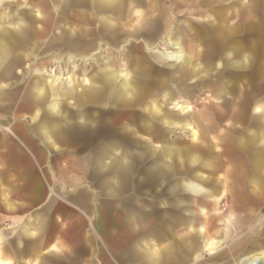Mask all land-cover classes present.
<instances>
[{
    "label": "rangeland",
    "instance_id": "374dc122",
    "mask_svg": "<svg viewBox=\"0 0 264 264\" xmlns=\"http://www.w3.org/2000/svg\"><path fill=\"white\" fill-rule=\"evenodd\" d=\"M62 1L57 0L58 4L55 3V6L51 4L52 7L48 5L52 14L46 27L42 26L43 18L39 17H42L40 13L46 9L47 0L0 2V31L7 27L9 21L20 22L23 27L34 25L29 38H25V32H9L17 47L8 49L21 63L17 68L14 67L13 78L0 80V152L4 150L3 139L5 138L8 143L10 132H13L15 127L20 128V131L23 130L21 139L26 144L21 145L23 164L25 163L23 159L30 158L29 152H32L47 156L38 159V162H52L60 166L57 170V180L40 182L44 189L55 190L56 194L61 195L71 192L73 188H85L96 195L99 223L106 227L115 224L119 231H123L127 227V222H131L133 225L128 226L130 236L133 237H147L151 230H156L163 215L162 206L158 202V188L132 191L129 187L130 182L133 185L141 183L143 171L151 161H161L162 168L178 179L188 178L193 174L209 177L218 186V193L215 194L217 202L209 203L212 215L209 216L206 237L210 236L215 242H222L221 247L215 250L216 254L205 251L199 258L191 255L187 260H175L173 264H234L235 260L244 254L264 252L263 226H260L264 224V160L258 164L259 173L254 174L250 167L252 151L261 152L264 156V0H227L224 7L217 4L206 6L202 3L201 8L190 5L176 8L174 3L177 0H168L166 3L161 1L160 4L169 10L170 25L159 31L153 40L154 44L150 46L149 37L154 32H146L143 36L141 35L143 32L138 30L141 27L144 32L145 28L151 29L152 19L160 12L150 11L148 14L150 18L148 16L143 23L144 26H136L138 17L145 14L147 7L158 6L157 0H138L140 2L138 5L134 3L136 0H90L84 9L76 10L77 15L73 19L81 24L78 28L81 30H77L78 32H67L70 30L67 26L70 21L66 18L69 15L67 13L60 15L61 13L57 12ZM147 3L151 5H146ZM184 3L188 5V2ZM253 4L256 13H252L255 16L260 14V17L251 23L247 19L248 11ZM122 5L128 6L130 13L134 14L132 16L134 25L131 29L124 26V23L129 21L130 13L119 18L118 13L110 10H119L118 7ZM238 11L241 12L243 21L237 23L233 17L223 22L222 25L238 29L228 43L217 44L218 47L212 55V65L206 64V60H200L201 58L196 56L198 52L199 56L203 53L200 42L208 40L207 47L210 49L216 47L211 27L219 22L218 15H229ZM209 14L211 17H208ZM105 21L113 27V32H104L102 35L103 32L99 30ZM204 23L207 25H203ZM250 23L259 30L252 32L249 29ZM43 27L42 32H35V28ZM85 29H89V32H83ZM67 39L72 40V44ZM172 42L177 43L181 49L173 46ZM182 51L188 53L190 57L185 66L178 61L161 62L159 55L154 54L155 52L183 54ZM14 57L13 65L16 66ZM140 61L143 64L139 65ZM198 65L205 67L206 71L203 74H198L192 80H175L174 77L182 68L189 71ZM203 71L204 68L201 72ZM1 72H5L4 67H0ZM108 72H115L117 75L112 83L105 80ZM138 72L145 74L140 75ZM125 73L129 74V79L123 76ZM147 79L152 83L148 92L144 93ZM37 81L47 83V88L53 86L61 95L54 96L49 92L46 97L36 99L34 88ZM92 81L95 82V86ZM86 93L96 95L88 98ZM153 101L157 103L155 110L160 109L162 115L149 116L146 113L148 117H143L145 111H150V104ZM176 101L183 106L181 110L172 105ZM244 102L249 103L248 109L240 114L244 121L236 123L231 120L229 112L239 110L238 107L242 108ZM186 106H191V110ZM253 106L263 109L254 111ZM55 107H58L64 116V120L60 122V130L63 133L60 137L53 138L59 145L60 154L46 142L43 134L36 128L37 122L32 121L39 111L40 117L43 115L54 117L49 109ZM80 110L93 111L98 116L100 113L97 111L101 110L102 115L96 118V125L101 126L100 132L82 133L79 127L80 119L88 125H93L90 123L95 118L92 113H86L85 117L79 119ZM222 113L225 120L221 121L219 115ZM165 114H169L174 123H179L164 124L162 117ZM147 118L149 122L154 123V138L161 139L163 143L155 142L151 150L137 147L132 149L133 152L148 151L152 155L151 159L144 153L141 159L135 160L134 171L137 169L138 171H135L131 181H126L127 187L113 195L102 184L108 181L111 184L115 182L113 176L109 174L110 161L99 166L95 161L86 159L87 155L96 151L90 141H98L104 145L105 142L109 143L116 139L123 147L125 141L129 142L132 139L143 142L141 138L143 133H133L132 130H136L132 127L141 126L142 123L148 124ZM188 123L197 128L196 140H193L192 131L186 129ZM254 126L262 127L256 131L250 130ZM114 127L117 129L115 132ZM20 133L17 132V135H21ZM254 134H259V138L250 141ZM166 140L179 143L171 148L183 149L181 154L162 155ZM104 150L101 149L102 152ZM237 162L245 166L241 185L235 182L234 176L229 175L232 165ZM214 184L205 190L212 192ZM16 187L23 192L29 190V184L24 181H17ZM238 190L243 195H237L235 191ZM183 195L193 201L203 200V196L195 197L189 192H183ZM56 198L58 197L55 195L54 199ZM146 206H150L156 214L149 219L150 222L146 218ZM131 208L137 212H132ZM249 209L259 214L256 220L252 225L242 224V227L235 229L233 222L243 219L245 215L243 211ZM23 211L25 212L22 213V218L28 219L30 206L24 207ZM196 219L197 226H202L205 222V218L200 215ZM229 221H232L233 225H230ZM137 224L142 226L139 227ZM187 233L188 230L185 228L175 229L174 236L178 237L179 241L178 239L173 241L182 245V239ZM252 233L253 236L243 250L235 255L228 252L230 245ZM199 242L201 251H204L203 240ZM164 246L163 242L158 248Z\"/></svg>",
    "mask_w": 264,
    "mask_h": 264
},
{
    "label": "crops",
    "instance_id": "0c3cea01",
    "mask_svg": "<svg viewBox=\"0 0 264 264\" xmlns=\"http://www.w3.org/2000/svg\"><path fill=\"white\" fill-rule=\"evenodd\" d=\"M257 44L259 47V43ZM3 47L14 49L17 46L4 44ZM10 57L12 59V52ZM15 60L17 63L14 67L17 68L21 62L16 58ZM0 63L1 66L6 64L5 60L0 61ZM15 68L13 69L15 70ZM14 70L10 75H5V73L1 72L0 80L13 78ZM178 77L179 75L176 74V78H174L178 79ZM92 83L95 86V82L92 81ZM35 85L36 99L46 97L49 92L54 96L61 95L58 94L57 89L53 86L47 88V83L43 81H37ZM86 94L88 98L95 95V93L92 95ZM62 96L65 97L64 94ZM49 110L54 114V117L47 115L40 117L39 111L32 121L37 122L38 127L36 128L43 134L46 142L52 146L57 154H60L59 145L53 138L55 136L60 137L61 133H63L60 130V122L64 120V116L58 107ZM154 111L162 115L160 109ZM97 112L100 113L99 116L93 111L80 110L79 119L80 117H85L86 113H92L91 115L95 118L90 123L93 125H88L84 123V120L80 119L79 127L82 133L100 132L101 126L96 125V118L102 114L101 110ZM146 113L148 112L145 111L143 117H148ZM148 115L152 116L150 113ZM170 118L169 114L164 115L162 122L164 124L174 123V120ZM143 121L146 122L145 120ZM149 121V118H147L146 123L148 124L142 123L141 126L133 125L132 127L136 130L132 131L133 133H143L141 135L143 142L138 139H132L129 142L125 141L126 144L123 147L116 139L109 141V143L105 142L104 145H101V142L98 141H90L96 151L87 155L86 159L95 161L99 166L110 161L111 169L109 174L113 176L115 182L111 184L108 181L102 184L113 195L127 187L128 183L126 181H131L135 171H138V169L134 171L135 160L141 159L144 153L148 159H151L152 155L148 151L133 152L132 149L137 147L151 150L154 148L155 142H162L161 139L154 138V123ZM261 127L254 126L250 130L256 131ZM187 128L192 131L193 140H196L198 138L197 128L190 126L189 123L186 124ZM116 130V127H114L113 132ZM12 131L10 132L11 137L7 138L8 143L5 138L3 139L4 150L0 152V264H164V262L165 264H173L175 260H187L191 255L199 258L205 251H209L210 254H216L215 250L221 247L222 242H215L209 235V238L206 237L208 232L207 225L210 223L209 216L212 215L209 211V203L217 202V197L214 195L218 193V186L209 177L204 178L201 175L193 174L188 178L178 179L162 168L161 161H151L149 166L143 171L141 183L133 185L130 182L129 187L132 191L144 189L148 191L158 188V202L162 206L163 215L156 230H151L147 237H133L130 236V228L128 226L130 224L133 225L131 222H127L124 232L119 231L115 224L114 226L106 227L99 223V215L96 213L98 206L96 195L85 188H73L71 192L61 195L56 194L55 190L44 189L43 184L40 182L57 180V170L60 166L52 162L40 163L37 160L44 159L47 156L32 152H29L30 158L23 159L25 160L23 164L21 145H26L21 139L23 130L20 131V128L15 127V130ZM17 132H21V135H17ZM258 138L259 134H254L250 141ZM148 139H151L152 143H148ZM178 144L166 140L162 155H165V153L168 156H173L177 153L181 154L183 149L178 146L179 149L173 150L171 148V146ZM101 149L105 150L102 152ZM162 155L161 157H163ZM250 155L252 158L251 170L254 174L259 173L258 164L263 162L264 156L257 151H252ZM244 169L245 166L237 162L234 166L232 165L229 172V175L234 176L235 182H238L239 185L243 181ZM17 181H24L29 184V190L23 192L22 189L16 187ZM122 181H125V183L122 184ZM187 183L199 184L204 191L206 187L214 184V190L212 192L205 191L197 195L186 188ZM183 192H189L195 197L203 196V200L196 199L193 201L185 197ZM235 192L237 195H243L240 190ZM55 195L58 198L54 199ZM28 205L31 211L28 215L29 218L24 219L22 218V213L25 212L23 208ZM145 209L147 221L151 217L156 216L155 211L150 206H146ZM131 210L132 212H137L134 208H131ZM243 212L245 213L244 220L240 218V220L237 219L233 222L235 229L242 227V224L252 225L259 215L256 214L255 210L251 209ZM198 215L205 218L202 226L196 225ZM233 223L229 221L230 225H233ZM137 225L139 227L142 226V224ZM260 226H263L262 233L264 234V224ZM181 228L187 229L188 233L182 239L183 244L179 245L173 241L178 239V237L174 236V230ZM253 233L230 245L227 249L228 252L231 255H235L243 250ZM199 240H203L204 251H201ZM163 242L165 243L164 248L159 249V244ZM257 254H262L264 257V252L247 253L236 259L234 264H240L246 257Z\"/></svg>",
    "mask_w": 264,
    "mask_h": 264
},
{
    "label": "bare ground",
    "instance_id": "6f19581e",
    "mask_svg": "<svg viewBox=\"0 0 264 264\" xmlns=\"http://www.w3.org/2000/svg\"><path fill=\"white\" fill-rule=\"evenodd\" d=\"M11 1L14 3L15 0H11ZM47 1H48L47 6H46V9L47 10L44 9L43 12L40 13V16H42V17H39V18H43V25L42 26L45 25L44 27H46L47 24H49V21L51 20L50 15L52 14V12H51V9L49 8V6H51V4L53 6H55L56 4H58L57 0H47ZM89 1L90 0H63L62 1L63 3L59 7V9H58L57 12L61 13L60 15H63L62 13H64V14L67 13L69 15V17H66L70 21L67 24V26L70 27V28H68L70 30H68L67 32H78L77 30H81V29H78V28H80L81 24L78 23V22H76L73 18L75 17V15H77L76 10L77 9H84L85 6H87V4H88ZM157 1L159 3L158 6H157L159 10L157 9V7H154V8H153V6L151 8L147 7L146 8L147 11L144 12L145 14H142L140 17H138V20H137L138 21V24H137L136 27H138V26L140 27V26L143 25V23L148 18V16H149L148 14L150 13V11L160 12V14H158V15L156 14L155 17L152 19V21H151L152 22L151 23V29L145 28V32H144V29H142L143 27H141L138 30L139 32H143V33H141V35H143V36L145 35L146 32H154L151 35V37H149V39H150L148 41V45L149 46L154 44L153 43V40L158 35V33H160L159 31L162 30V28H167L170 25V20H169V18H170L169 17V14L170 13H169V10L165 9V7L160 4L161 1L164 2V3H166L168 0H157ZM226 1L227 0H185V1L177 0V1H175L174 5H176V8H181L183 5H186V6H189L190 5V6H196L197 8H201V4L202 3H205L206 6H211L213 4H217L219 7H224L225 5H227V4H225ZM0 2H1V0H0ZM184 2H188V5L185 4ZM134 3L136 5L140 4V2L138 0H136V2H134ZM44 4H45V1L43 2V5ZM122 4H125V3H122ZM146 5H151V4L150 3H147ZM118 9L119 10H116V9H110V10H114L115 13H118L119 18H123L125 15H127L131 11L130 8H128V6L126 7V5L119 6ZM252 12L254 14L256 13V11H255V4H253V7H251L250 10L248 11V19L247 20L250 21L251 23H252V21H254L255 18L258 19L260 17L259 16L260 14L259 15L256 14V16H255ZM133 15L134 14L131 12L129 14V16H128L129 17V21H126V23H124V26H129L130 29H131V26L134 25V23L132 24V22H133V17L132 16ZM36 17H37V15H36ZM208 17H211V14H209ZM233 17L236 18L237 23H241L243 21V18L241 17V12L240 11L235 12V13H232V14H229V15L228 14H219L218 15L219 22H217V24H215L214 26L211 27L212 28V31L214 32V37L213 38H214V44L216 45V47L213 48V49H210V47H207V44L206 43L208 42V40H205V42L204 41L200 42V48H203V53L199 56L198 55L199 52H198V54L196 55L199 58H201L200 60H204V61L206 60L205 61L206 64H211L212 65V63H213L212 55L215 52V50L217 49V47H218L217 44L220 43V45H223L224 43L226 44V43H228L229 40L232 39V37L234 36V33L238 29V27H236V29H234L232 27L229 28L228 26L222 25V24L228 18L230 19V18H233ZM130 18H132V19H130ZM149 18H150V16H149ZM61 19H62V17L59 18V20H61ZM251 23H250L249 29L252 32L258 31L259 28L257 26H255L254 24L252 25ZM203 25L206 26L207 24L204 23ZM33 26L34 25L31 24V25H28V26H24L23 27L22 26V23H20V22L19 23L18 22L17 23L16 22L15 23H12V22L9 21L7 27L6 28H3L1 30L3 32H2V36L0 37V61H2V60H5V62L9 61L8 63H6V65H3V66H1V63H0V66L1 67H4V69H5V72H4L5 75H10L11 73H13V68H14L13 62H14V60H13V56H12V59L10 57L11 51L8 49V47H5L4 48L3 46H4L5 43L8 46L9 45L17 46L16 41L11 38L9 32H13V31H15V32L16 31L17 32H25L26 33L25 34V38L26 37L29 38V35H30L29 33L30 32H33ZM44 27L43 28H40V29L39 28H35V32H42L43 29H44ZM136 27H134V28H136ZM134 28H132V29L134 30ZM85 30L86 31H83V32H89V29L88 30L85 29ZM99 32H103L102 35H104V32H113V27H111V25L108 24L107 21H105V22H103L101 24ZM107 34H109V33H107ZM216 34H217V36H216ZM69 42L72 44V40H69ZM171 44H173V46L179 47L177 43L172 42ZM177 49L180 50L181 48L179 47ZM254 50H256V47H255ZM154 54L155 55H157V54L159 55V57H160L159 60L161 62H163V61H174V62H177L178 61L179 64L181 63V65H184V66L190 60V57L187 55L188 53L185 54L184 52H183V54H181V53L176 54V53H172V52H166V53H164V52L163 53L162 52L161 53L160 52H155ZM193 60H195V59H193ZM141 64H143L142 61H140L139 65H141ZM189 67H191V65ZM202 68H204V71L203 72H201L202 71ZM205 71H206L205 70V67H202V65H198L197 68H195L193 70H189V71L187 69H185V68H182L180 71L177 72V74L179 75V77H178V79H175V80H183V81L192 80L195 77H197L198 74H201V73L203 74ZM118 72H120V71H118ZM138 73L140 75L145 74V72H141V73L138 72ZM123 76H125L127 79H129V74L125 73ZM116 78H117V75L115 74V72H108L105 80H107L108 82L110 81L112 83V82H114V80ZM151 83L152 82L148 81V79H147V85H145L144 86V89H143L145 91L144 93H147L148 92V90L150 89V86H151L150 84ZM95 95H93V96H95ZM150 105H151L150 106V111L148 112V110H147V112L150 113L152 116L156 115V116L159 117L160 114H158L157 112L154 111L155 110V107L157 105L156 101H153V103L150 104ZM172 105H174V107H176V108H179L180 110L183 108V106L178 101H176ZM243 105L244 106H242V108L238 107L239 110L236 111V109H234L233 111H230L229 112L230 113L229 116L231 117V120L232 121H234L236 123H238V122L241 123L242 121H244V120H242L240 118V114L243 113V112H245L246 109H248L249 103L248 102L247 103L244 102ZM186 107H190V110H191V106H186ZM253 108H254V111H261L263 109V108H260V107L257 108V107H254V106H253ZM179 109H177V111ZM165 115H167V114H165ZM219 117H220L221 121L222 120H225V115L223 113L221 115H219ZM177 123H171V124H177ZM167 124H169V123H167ZM148 143H152L151 139H148ZM201 179H202V177H201ZM186 188L189 191H191L192 193L197 194V195L198 194H202L203 192L206 191V190L204 191V189L199 184H195V183H187ZM240 264H264V257H263L262 254H257V255H254V256L246 257Z\"/></svg>",
    "mask_w": 264,
    "mask_h": 264
}]
</instances>
